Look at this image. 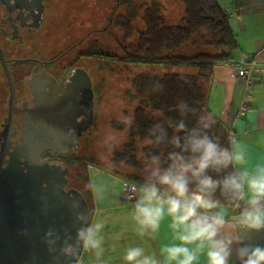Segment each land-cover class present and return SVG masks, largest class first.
Instances as JSON below:
<instances>
[{
	"label": "flooded vegetation",
	"instance_id": "af4514ba",
	"mask_svg": "<svg viewBox=\"0 0 264 264\" xmlns=\"http://www.w3.org/2000/svg\"><path fill=\"white\" fill-rule=\"evenodd\" d=\"M69 2L0 0V264H81L83 249L78 257H54L42 242L48 228L75 235L77 195L92 216L80 143L104 89L105 29L97 2L81 36L56 29L60 13L77 10ZM65 23L72 25L73 15ZM90 23L98 26L88 29Z\"/></svg>",
	"mask_w": 264,
	"mask_h": 264
},
{
	"label": "clouds",
	"instance_id": "9594fccd",
	"mask_svg": "<svg viewBox=\"0 0 264 264\" xmlns=\"http://www.w3.org/2000/svg\"><path fill=\"white\" fill-rule=\"evenodd\" d=\"M162 89L158 82L153 87ZM175 110L179 119L149 129L142 179L123 186L133 201L130 219L136 235L156 239L166 223L173 242L153 252L128 244L123 264H264V243L257 241L264 234V161L249 166L246 147L235 137L220 143L212 134L218 122L214 114H201L189 126L196 109L181 101ZM221 119L228 118L222 114ZM121 122L129 123L127 117ZM121 142L109 133L103 144L112 151ZM87 187L96 199L103 198L102 186ZM71 207L75 235L48 228L42 242L54 257L74 258L83 249L102 260L106 224L81 209L78 199Z\"/></svg>",
	"mask_w": 264,
	"mask_h": 264
},
{
	"label": "trees",
	"instance_id": "16d2710c",
	"mask_svg": "<svg viewBox=\"0 0 264 264\" xmlns=\"http://www.w3.org/2000/svg\"><path fill=\"white\" fill-rule=\"evenodd\" d=\"M127 0H125L126 2ZM183 12L178 17V24H169L168 4L161 0L141 2L142 29L137 31L136 42L123 47V55L106 54L107 62L121 64L125 67L137 65H158L162 68H179V72H165L161 75L148 73L138 74L130 79V101L136 100L130 124L121 125L119 130L127 128V141L122 150L113 151L112 160L115 163H125L137 166V161L149 151L145 147L149 138V129L158 122L169 118L179 119L175 110L181 101L196 109V115L188 118L191 126L197 116L211 112L207 108V84L216 65L231 62L237 48L235 35L229 28L227 16L215 0H180ZM126 4V3H125ZM132 1H127V14L117 16L115 22L125 29V36L130 35L129 27L132 19ZM206 29L207 33L203 32ZM214 47L215 54L197 51L194 55H172V52L185 43ZM190 56V57H188ZM236 61L234 62V64ZM246 66V65H241ZM163 85L162 91H153L156 83ZM244 85V84H243ZM156 113H159L157 115ZM218 120V119H217ZM174 130L169 128V135ZM220 143L229 142L226 127L218 120L213 133ZM159 151H163L161 148ZM88 158L90 160H88ZM85 164H94L92 157L84 159ZM83 160V161H84ZM95 165V164H94ZM126 182H138L142 176L138 174H119Z\"/></svg>",
	"mask_w": 264,
	"mask_h": 264
},
{
	"label": "rangeland",
	"instance_id": "374dc122",
	"mask_svg": "<svg viewBox=\"0 0 264 264\" xmlns=\"http://www.w3.org/2000/svg\"><path fill=\"white\" fill-rule=\"evenodd\" d=\"M130 1V0H127ZM125 0H71L70 5L77 6V11L71 6V13H60L59 22L56 29L64 33L78 32L84 33L86 30V22L90 18L95 17L92 11L95 9V2L99 3L101 17V25H104V52L105 54L123 55V47L126 44H133L136 42L137 31L142 29V14L143 10L139 7L141 2L150 3V0H131L133 14L130 20L129 27L131 28L130 35L125 36V29L119 23L115 22L117 16L126 15ZM163 3L168 4V23L178 24V17L183 12V6L180 0H161ZM126 3V4H125ZM166 4V5H167ZM126 13V14H125ZM98 13L96 12L95 15ZM73 15V24L68 23L60 26V20L68 19ZM118 18V17H117ZM97 27L98 23L94 26L90 23L88 29ZM207 33L206 29H203ZM59 33V32H58ZM75 35V36H76ZM91 36L94 34L91 32ZM59 36H64L59 35ZM73 37V39L75 38ZM97 37V36H96ZM72 39V40H73ZM201 51L206 54H215L217 50L214 47L201 45L197 42L196 45L185 43L182 47L172 52V55H194ZM190 57V56H188ZM179 72V68H162L158 65H137L125 67L121 64L112 65L109 62L105 68V84L103 92L99 95V103L96 110V117L93 125L86 132L82 143L85 155L91 156L94 164L86 167L84 174L86 177L85 182V195L89 198V203H92V218H130V208L133 203L131 200L122 199L123 186L119 174H138L142 176V163L141 160L137 161V166L127 165L125 163H115L112 160L113 151L116 149L122 150V145L127 141V128L119 130V127L124 123L121 122V117H127L130 124L132 121L133 110L136 106V100H131L130 79L141 73H148L151 75H161L165 72ZM159 115V113H156ZM127 124V125H128ZM126 125V124H124ZM109 133H115L122 141L114 150L109 151L104 146L103 141ZM88 160H90L88 158ZM94 184L102 186L105 193L102 199H96L93 193L88 190V185ZM125 196V195H124ZM122 224V223H120ZM128 224V223H125Z\"/></svg>",
	"mask_w": 264,
	"mask_h": 264
},
{
	"label": "crops",
	"instance_id": "0c3cea01",
	"mask_svg": "<svg viewBox=\"0 0 264 264\" xmlns=\"http://www.w3.org/2000/svg\"><path fill=\"white\" fill-rule=\"evenodd\" d=\"M215 1L227 16L237 48L231 62L214 67L207 84L206 104L228 130L229 140L235 137L246 147L249 166H254L264 161V0ZM235 61L252 67L248 86L235 81ZM222 114L227 116L226 122L221 119ZM119 180L122 185L126 182L122 178ZM124 195L123 190L122 199ZM98 219L106 224L104 257L97 261L93 253L83 250L81 264H123L121 255L128 244H140L147 252H153L173 242L166 223L162 224L156 239L141 240L130 218ZM257 241L264 243V234Z\"/></svg>",
	"mask_w": 264,
	"mask_h": 264
},
{
	"label": "built area",
	"instance_id": "2783aa9c",
	"mask_svg": "<svg viewBox=\"0 0 264 264\" xmlns=\"http://www.w3.org/2000/svg\"><path fill=\"white\" fill-rule=\"evenodd\" d=\"M252 67L251 66H241L240 63H235V69L233 70V77L235 81L241 82L245 86H248L250 77L252 75ZM127 200H129L125 194Z\"/></svg>",
	"mask_w": 264,
	"mask_h": 264
},
{
	"label": "water",
	"instance_id": "95a60500",
	"mask_svg": "<svg viewBox=\"0 0 264 264\" xmlns=\"http://www.w3.org/2000/svg\"><path fill=\"white\" fill-rule=\"evenodd\" d=\"M83 83H84V88H85L84 89V93L88 97V105H87V108H86V112L91 117V114H92V91H91L90 83H89L88 79L85 78ZM53 145L60 148V145H58L57 142H53ZM49 148H51V147H49ZM76 199H79L80 203H82V205H83V201L84 200H83V198H82V196L80 194L76 196ZM83 207L85 208V204L83 205ZM81 251L79 252L78 256H80Z\"/></svg>",
	"mask_w": 264,
	"mask_h": 264
}]
</instances>
